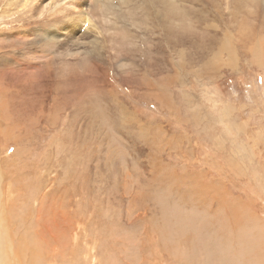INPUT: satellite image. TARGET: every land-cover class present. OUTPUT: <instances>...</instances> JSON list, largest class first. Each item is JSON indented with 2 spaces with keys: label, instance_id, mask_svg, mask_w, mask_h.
<instances>
[{
  "label": "rangeland",
  "instance_id": "374dc122",
  "mask_svg": "<svg viewBox=\"0 0 264 264\" xmlns=\"http://www.w3.org/2000/svg\"><path fill=\"white\" fill-rule=\"evenodd\" d=\"M262 39L264 0H0L4 262L264 264Z\"/></svg>",
  "mask_w": 264,
  "mask_h": 264
},
{
  "label": "bare ground",
  "instance_id": "6f19581e",
  "mask_svg": "<svg viewBox=\"0 0 264 264\" xmlns=\"http://www.w3.org/2000/svg\"><path fill=\"white\" fill-rule=\"evenodd\" d=\"M71 25H73V22H72V24ZM66 26H68V25H66ZM77 26H79V24L77 25ZM259 46V51H264V39H262L261 41H260V44L258 45ZM260 58V57H259ZM21 64V63H20ZM29 64H30V62H29ZM32 64V63H31ZM33 67H35V65L33 66ZM28 68H30L29 66H28ZM3 206V205H2ZM5 218V217H4ZM3 225H5V224H3V218H0V238L1 239H3V242H4V235H6V227L4 228V226ZM3 234V236H1ZM7 238V237H6ZM8 241H9V239H7ZM0 241H2V240H0ZM6 241V240H5ZM16 241V240H15ZM10 242V241H9ZM12 243V242H11ZM10 243V244H11ZM3 245V244H2ZM1 245V246H2ZM19 246V245H18ZM15 247V246H14ZM1 248V247H0ZM250 249H252V248H250ZM256 249V248H255ZM253 251V250H252ZM256 251H258V250H256ZM250 253V252H249ZM258 252H256V254H257ZM261 253V252H260ZM264 253V252H263ZM247 254V255H246ZM251 254V253H250ZM250 254H248V253H242L241 255H243L242 256V258H238L237 257V260H239V261H244V263H246V260H248L249 258H247V256H251ZM262 254V253H261ZM254 255V254H253ZM260 255V254H259ZM239 256V255H238ZM254 256H256V255H254ZM16 257V256H15ZM260 257V256H259ZM16 258H18V257H16ZM258 258V257H257ZM4 259H5V256H4V252H2V250L0 251V264H6L5 262H4ZM250 260V259H249ZM255 261V260H254ZM253 261V262H254ZM243 263V262H242ZM249 263V262H248ZM253 264V263H252Z\"/></svg>",
  "mask_w": 264,
  "mask_h": 264
}]
</instances>
